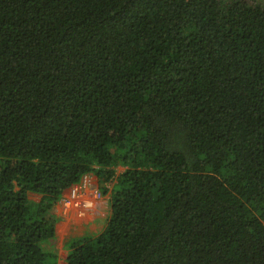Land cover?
I'll list each match as a JSON object with an SVG mask.
<instances>
[{
    "label": "trees",
    "instance_id": "obj_1",
    "mask_svg": "<svg viewBox=\"0 0 264 264\" xmlns=\"http://www.w3.org/2000/svg\"><path fill=\"white\" fill-rule=\"evenodd\" d=\"M87 172L63 264H264V3L0 0V264H59Z\"/></svg>",
    "mask_w": 264,
    "mask_h": 264
},
{
    "label": "built area",
    "instance_id": "obj_2",
    "mask_svg": "<svg viewBox=\"0 0 264 264\" xmlns=\"http://www.w3.org/2000/svg\"><path fill=\"white\" fill-rule=\"evenodd\" d=\"M104 200L105 193L98 184L97 176L93 172H87L69 188L59 204L62 214L89 222L96 216L107 218L109 207Z\"/></svg>",
    "mask_w": 264,
    "mask_h": 264
},
{
    "label": "crops",
    "instance_id": "obj_3",
    "mask_svg": "<svg viewBox=\"0 0 264 264\" xmlns=\"http://www.w3.org/2000/svg\"><path fill=\"white\" fill-rule=\"evenodd\" d=\"M122 168H124V167L119 166V170L121 172L124 171V170H122ZM116 169H117V173H118V167ZM104 201L106 203H108L107 205L109 207V204H110L109 203L110 202V193L105 195V200ZM59 207L61 209V205L60 204H59ZM61 211H62V209H61ZM63 217L65 219H61L58 222L57 228H56V239L58 238V239L63 240V244H65L64 242H65L66 238L75 237V236H82V235H85V234H90V233H95V232L100 231L99 229H98V231L97 230H93V231L89 230V229H91L90 228L91 224L97 223L98 220H99V222L101 221V218L99 219L98 216H96V218H94L92 221H89V222H82V220H78V219H76L74 217H71V216L67 217L64 214H63Z\"/></svg>",
    "mask_w": 264,
    "mask_h": 264
},
{
    "label": "rangeland",
    "instance_id": "obj_4",
    "mask_svg": "<svg viewBox=\"0 0 264 264\" xmlns=\"http://www.w3.org/2000/svg\"><path fill=\"white\" fill-rule=\"evenodd\" d=\"M259 1V0H258ZM260 1H262L263 3H264V0H260ZM122 170H124V168H122ZM123 172V171H122ZM119 173H121V171L119 170V167H118V173L117 174H119ZM106 195V194H105ZM108 203H106V205H107ZM55 212L57 213V215L59 216V220H58V222L61 220V219H65L64 217H63V214H62V211H61V209H60V207H59V205H57L56 207H55ZM101 218V221L99 222V220H98V222L97 223H93V224H91L90 225V228L91 229H89V230H97L98 231V229L99 230H102V228L104 227V225H105V222H106V217H100ZM99 218V219H100ZM90 232V231H89ZM65 243V242H64ZM65 244H63V240H61V239H56L55 240V242H53V244L52 245H50V244H48V243H45L44 244V246H46L47 248H49V249H52L54 252H56L58 255H59V257H60V259H59V264H63L64 263V261H65V257H66V250H65V246H64Z\"/></svg>",
    "mask_w": 264,
    "mask_h": 264
}]
</instances>
